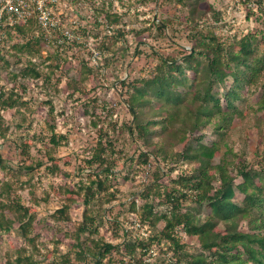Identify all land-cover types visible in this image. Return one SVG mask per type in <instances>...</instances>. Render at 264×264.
<instances>
[{
    "label": "rangeland",
    "instance_id": "1",
    "mask_svg": "<svg viewBox=\"0 0 264 264\" xmlns=\"http://www.w3.org/2000/svg\"><path fill=\"white\" fill-rule=\"evenodd\" d=\"M60 3L55 11L56 18L63 29L72 32L74 38L59 47L46 44L47 47L40 51L41 58L33 59L37 63L45 61L40 66V72L51 76L50 83L42 85L40 81L31 80L23 85L10 78L11 73L25 66L29 60L15 53L11 49L12 44L34 37L36 28L28 32L24 39L9 41L1 50L6 61L0 63V92L18 94L25 105L0 112L3 126L8 128V139H0V154L13 168L8 176L3 177L0 173V179L12 183L11 196L20 197L35 215L33 234H38V237L35 242L37 251L32 254L31 248L16 232L0 233V264H12L18 252L25 256L32 254L33 260L39 264H59L62 255L71 250L73 241L65 238L64 234L73 231L82 220L84 194L78 191V187L86 185L93 176L86 161L92 156L93 149L104 143L105 134L114 147V153L108 151L102 159L103 166L113 172L107 185L108 192H113L114 197L110 198L108 205L102 206L103 209L110 208V213L103 209L93 210L95 216L103 218L94 238L114 246L120 245L118 252L112 254L111 261L106 259L105 264H157V256L165 257L166 262L178 261L181 256L171 242L155 241L142 257L143 263L138 261L140 255L136 256L137 261L131 259L121 245L125 239L151 235L148 225L140 223L139 212L131 213L127 207L134 201L136 210L143 208L145 199L140 194L151 184L155 166V162L145 168L137 165L138 155L147 150L145 143L150 138L141 129L137 131L140 136L137 137L136 132L127 134L122 127L131 120L126 112L125 99L133 89L134 80L149 77L160 58H173L189 51V28L185 22L187 9L178 0H60ZM201 8L207 11L201 27L213 32L222 42L229 43L233 38L264 28V0H250L248 3L241 0H204ZM212 11L218 13L217 18ZM113 17L119 22L112 23L110 20ZM157 25L164 26L161 32ZM118 30L123 32L121 37L117 35ZM101 45L103 49H100ZM56 64H59L58 69ZM256 78L263 79V75ZM72 80L78 83L77 91L69 88L68 82ZM22 86L26 91L23 92ZM248 98L251 102L256 100L254 95H248ZM47 100L52 102L54 121L47 116ZM244 105H237L229 122V131L236 128L243 130L241 140L238 139V132L231 133L230 146L234 155L231 159L234 164L245 161L257 168L264 160V146L241 110ZM93 111L95 116H92ZM53 123L57 134L67 136V143L53 148L31 139L33 133L49 136V126ZM211 135L208 127L202 133H196L194 138L199 140L203 136L208 142ZM20 137L37 149L31 147L28 155H21L18 147ZM218 148L221 153L215 155L213 166L219 163L224 151L221 146ZM175 150L180 151L181 148ZM37 162L42 165L35 167ZM161 164L166 171L174 168L170 175L162 177L161 184L167 185L176 179L183 189L185 177L194 166L176 162L175 159H167ZM29 165L35 167L31 175L23 169ZM51 169L57 171L52 173ZM210 172L214 170L211 168ZM163 189H160V194ZM149 200L164 202L163 197L157 201L153 195ZM63 205L69 206V213L64 216L69 221L54 222L51 216H58ZM189 205L192 206L191 203ZM13 209L9 204L4 216H10ZM202 214L205 212L202 211ZM162 227L160 222L157 231ZM180 236L188 251L196 249L194 239L184 237L182 233ZM24 248L26 252L22 251ZM70 257L71 264H90L89 261H80L73 254Z\"/></svg>",
    "mask_w": 264,
    "mask_h": 264
},
{
    "label": "trees",
    "instance_id": "2",
    "mask_svg": "<svg viewBox=\"0 0 264 264\" xmlns=\"http://www.w3.org/2000/svg\"><path fill=\"white\" fill-rule=\"evenodd\" d=\"M178 1L183 2L187 9L185 22L189 28V51L173 58H160L149 77L134 80L133 89L125 99L126 112L131 120L122 127L123 130L131 135L136 132L135 135L140 137L137 131L141 129L150 138L145 143L147 150L138 155L137 165L145 168L155 162V166L151 184L140 194L145 199L143 208L136 210L134 201L127 207L131 213L139 212L140 223L148 225L151 235L147 238H128L121 245L131 259L140 255L139 262L144 260L145 252L156 241L171 242L181 256L178 261L171 262L157 256V264H264V160L257 168L245 161L234 164L231 159L234 156L230 146L231 133L238 132V139L241 140L243 130L236 128L229 131L234 110L238 104L244 103L241 110L264 146V28L233 38L232 42H222L213 32L205 31L200 25L207 17V11L201 8L204 0ZM241 1L248 3L250 0ZM212 12L217 18L218 13ZM110 21L116 24L119 19L113 17ZM35 28L33 22L29 21L26 25L7 31L5 40L0 44L1 64L6 61L5 55L1 54L5 45L15 38L24 39ZM157 28L161 32L164 26L157 25ZM117 35L121 37L123 32L118 30ZM45 46V40L35 36L23 43L12 44L11 49L15 53L29 60L25 66L10 74L11 81L25 84L33 80L40 81L42 85L51 82L50 75L40 72V66L45 61H33L34 57L41 58L39 54ZM100 49H103L102 45ZM58 67L59 64H56L55 68ZM260 74L263 79L256 78ZM68 85L78 90L77 81H69ZM22 90L24 92L26 88L22 86ZM248 95H254L256 100L249 101ZM45 103L48 105L47 116L54 121L52 102L47 100ZM24 105L18 94L0 92V112ZM92 116H95L94 111ZM208 127L212 131L208 142L204 141L203 136L199 140L194 138L196 133H202ZM7 132L0 114L1 140L8 139ZM49 133V136L33 133L30 137L35 143L53 148L68 141L66 135L55 132V123L49 126ZM103 138L104 143L95 147L86 161L93 176L88 175V183L78 187V191L84 194L82 220L73 231L64 234L65 238L73 241V245L68 253L62 255L59 264H71V254L82 262L105 264L120 248V245L114 246L94 238L103 218L95 216L93 210L103 209L102 206L108 205L110 198L114 197L113 192H108L107 185L113 172L102 163L108 151L114 153V147L107 134ZM33 145L19 138L21 155H28ZM217 145L224 151L219 163L213 166L215 155L221 153ZM177 147L181 150L176 151ZM167 159L194 166L185 177L183 189L176 179L167 185L161 184L162 177L174 171L172 167L166 171L161 164ZM41 165V162H37L35 167ZM35 167L29 165L23 169L31 175ZM211 168L213 173L210 172ZM56 171L50 170L52 173ZM9 172H13V168L0 154V173L4 177ZM161 188H164L162 194ZM12 189L10 181L0 179V233L16 232L33 254V251H37L35 242L38 234H33L36 217L20 197L11 196ZM151 195L157 201L163 197L164 202L149 200ZM9 204L14 209L10 216L5 217L4 210ZM103 210L111 212L110 208ZM58 213V216H51L54 222L69 221L64 217L69 213V206L63 205ZM160 222L163 227L157 231ZM14 225H17L16 229ZM180 233L194 239L195 250H187V246L181 242ZM22 251L26 252L25 248ZM32 254L25 256L18 252L12 264H39L33 260Z\"/></svg>",
    "mask_w": 264,
    "mask_h": 264
},
{
    "label": "built area",
    "instance_id": "3",
    "mask_svg": "<svg viewBox=\"0 0 264 264\" xmlns=\"http://www.w3.org/2000/svg\"><path fill=\"white\" fill-rule=\"evenodd\" d=\"M60 0H0V44L8 30L32 21L37 31L35 37L46 44L63 46L73 40L70 30L63 29L55 11Z\"/></svg>",
    "mask_w": 264,
    "mask_h": 264
}]
</instances>
